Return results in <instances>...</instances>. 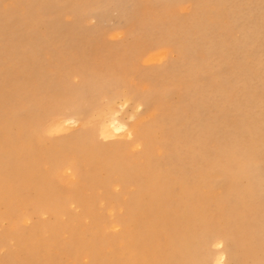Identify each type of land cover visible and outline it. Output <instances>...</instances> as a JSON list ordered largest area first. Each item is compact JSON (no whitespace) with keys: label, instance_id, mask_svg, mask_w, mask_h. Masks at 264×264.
<instances>
[{"label":"bare ground","instance_id":"1","mask_svg":"<svg viewBox=\"0 0 264 264\" xmlns=\"http://www.w3.org/2000/svg\"><path fill=\"white\" fill-rule=\"evenodd\" d=\"M0 1L2 4V0ZM58 1L64 2V0H31L30 1L31 3L28 2L23 3L26 7H30L28 8L29 11L21 10V6H23L22 3L19 5H16L15 3H13L12 5L9 4L8 8L5 9L7 12L0 11V108L1 109L6 108L9 102L15 97L17 98L20 97L21 100L22 98L26 100V105L25 104L24 105L27 106V109L26 108L23 109L25 111L20 112L22 108L19 109V107L15 106L17 101L12 100L15 102L14 104L12 103L10 107L14 105V107H17L19 109V111L17 108H15L17 113L15 112L16 114L14 113L11 115L12 117L10 116L11 118L9 119L10 126L8 127L9 130L8 134H2L0 136V145L6 146V149L3 151V156L0 159V186H1L0 197L2 194L4 196L9 191H11L13 194H16L20 192L22 188L25 189L32 188L33 186L32 184L24 182V176L30 175L31 174L30 171L32 172V170H34L37 167V164L26 165L23 164V161L25 160L27 162L26 159L28 158L29 162H32L30 156L34 155L35 149L39 145L40 141H38L37 135H39L40 132L43 131L46 134L66 135L69 134V132L72 129H74L75 126L80 125L83 122L81 121V119L72 118V115L75 114L74 111L71 112L69 111V113L66 112L68 113V115L65 116H61L60 114H58L59 116L52 115L49 109L46 108V104L42 103L43 93H48L53 89V87L55 90H57L58 85L61 83L59 79H56L58 77L57 75L59 74L56 75V78L49 76L50 74L49 70L52 71L50 68L54 67V65H56L57 62H59L58 64L61 67L56 68L59 70L62 68L64 69L69 67L71 68L72 66L76 65L82 71H92L93 64H90L86 61L83 62V59L90 58L87 54L91 55L92 53L93 54L92 56L97 55L95 54L97 52L95 45L98 41L96 40L95 35L99 33L95 34L94 35L95 40H92L91 37L93 36H89V34L87 36L85 34L86 32L88 33V31L81 32L87 30L88 28L85 29L86 27L84 28L83 26L84 30H81L82 28L80 29L81 31L79 30L80 27L79 20L80 17L81 18L83 17V15L80 16L79 18L74 17L73 19L74 21L72 22L74 23V25L71 23L70 26H68V24H65L64 19L63 20L61 19L62 17L65 16L64 14L65 12L63 13L62 11L69 10L68 13L72 14L71 11L73 10L71 8H66V9L61 8L62 11L60 10L59 12L57 10L58 12L56 11L57 13L54 14L57 7H60L56 5ZM163 1L165 2V0ZM166 1L170 3L169 0ZM67 2H69L68 4L71 7L72 3L70 4V1ZM193 2H194L193 4H195V6L198 8L194 12V15L191 17V20L196 21V23H195V27L192 28L191 30V40H189L190 39L188 38L189 36L187 37L190 42L189 45L188 46L185 45L183 49L182 62L177 61L178 63H173L176 60L174 58L175 60L173 59L174 61L172 63H170L169 65L166 64L167 65L166 71L170 72L169 76L172 75V78H179L180 81L189 80L192 82V85L189 88L187 86H181L182 91L180 90L181 93H179L177 97V99L179 100V107L176 108L177 110H175L173 114L170 112V114L172 115L167 118L170 122H165L167 123L168 126V128L165 127L167 131L164 130L166 131L164 132V134L166 135V137H168V140H166L167 142L164 143L163 140H159V141L157 140L160 137V135H164V134L159 133L160 135L158 134L159 135L158 138L156 135L157 138L156 142L158 143L155 142V146L157 144L160 145L161 142L164 143L165 145L163 146V148L165 151V155L162 157L158 155L159 158H157V156L153 154L154 152L152 150L151 159H153V162L151 159H150L151 161L148 159L149 163L150 162L155 163L156 166L153 164L155 167H157V164H160L164 171H167L168 169L171 168L172 170L173 169L175 171L177 170V172L179 171V173H181L182 175L179 178L180 180L178 182L177 189L173 190L174 193L172 191H168L170 190L168 188L166 192V190H164L166 188L160 187L161 184H159V186L155 189L154 192H151L150 190H147L142 187L147 185V182L150 181L148 179V176H146L147 174L146 175L142 174L143 173L142 172L141 173L142 176L139 179L136 178L138 180V183L142 185L141 186L142 188L139 190L138 196L136 197L137 200H135L134 203L141 205L143 207V213L142 214L138 213L135 216L137 209L132 207L129 211V218L143 217L144 219H152L154 217V221H155V219L158 218L159 211L165 210V212L167 213L166 219L162 217L158 219V221L159 222L161 221V223L164 224L169 231H171L175 227L174 225L175 220L172 219V215L174 214V212H176L175 211L176 207L173 205L172 202H170L172 198L169 200L168 196L169 195L172 196L175 194L176 196H179L180 201L185 203L186 207L184 208V213L188 215V218L191 221V224L188 227L190 229L187 228L186 230H183L175 234H169L167 236V239L170 241V243H172L173 248L176 250L173 253L174 257L180 260L179 262H181L182 258L185 261L187 257L190 256L192 259H194L195 256V260L194 262H192V264H224L226 259H228L226 260L228 261L226 262V264H251L249 262V257H250L249 253L245 252L244 250L245 241H246L243 234L244 232H241L239 227H242L240 225H248L249 228L253 231H255V228L259 229L260 231L264 230V171L262 170L263 173L261 172V166L264 164V86H261L258 83V80L260 78H264V0H203L201 2L198 0H193ZM211 2L213 6H211ZM66 3L65 5H67ZM85 3H88L87 6H89L90 1ZM81 4L83 5V3ZM122 4L123 2L121 3V6ZM173 4H175V2ZM117 6L115 8H117ZM118 7H120V5ZM139 7L140 6L138 2H136L135 7H133L134 9L133 17L132 19H130V23L132 22L134 26L140 24V22L143 21L141 15L142 12L139 9ZM83 8L80 9L82 10ZM78 9H76L75 11H77ZM85 9L83 10L85 11ZM90 9H92V7ZM92 10H94V8ZM107 10L108 11L110 10L109 12H111L112 9L108 8ZM107 10H104V12ZM82 11L81 13H83ZM88 13L86 11L85 14L88 15ZM91 13H89V15ZM45 15H50L51 17L47 16V18H45L44 17ZM59 15H61V17ZM69 16L70 15H68V17ZM41 17L45 18L46 21H44ZM109 17L110 16H108V18ZM224 18H226L228 20L227 22H229L228 27H230V29L227 32H222L221 30V27H223L222 20H224ZM106 20L107 19H105V21ZM39 25H42L44 29L40 30ZM98 28L100 29V27ZM101 31H103L102 28ZM107 31L109 32V30ZM238 31L242 33V37L234 38V36L231 35L232 32H238ZM101 36H99V38ZM168 40L170 41V39ZM174 52L177 53L178 52L177 49ZM45 54L46 55L48 54V56L51 57L50 60L52 61L44 62ZM164 55L165 54L163 52L160 54L156 53L153 54L149 60L159 61L162 57H164ZM210 56L217 58V63L215 65L208 64L207 61L209 60V58H211ZM104 57L105 56L100 58L102 59ZM131 58L133 57H130V59ZM99 61L101 62L100 59ZM105 62H107V60H105L103 63ZM160 71L158 70V72ZM96 72H98V70ZM119 73H121V71ZM161 73H163V71H161L159 73V76L157 77H160L162 75ZM90 75L91 74L87 75V77L89 78ZM78 76L80 77L79 74ZM128 76L130 77V75ZM149 76L156 77V74L154 75L149 74ZM87 77L84 78L87 79ZM153 77H151L150 79H152ZM67 79L68 78H66V80ZM146 79H148V77ZM166 79L168 78L166 77ZM165 80H163V83ZM132 81L130 80L131 84ZM156 81H157L156 84H158V80ZM167 82L168 81H166V84L168 85ZM175 82L172 84H175ZM176 83L178 84V82ZM71 84H72L71 87H73V83ZM76 84L74 83V86H76ZM116 84L118 83L116 82ZM134 84L136 85V83ZM169 84L171 85V83ZM244 84L246 89L244 95L246 96L247 99L246 100L247 109L243 111V109H241L238 104L240 98L239 97L233 98V92L234 91H237L238 93L243 92V90L241 91L240 89H243L242 87H244ZM79 85L85 86L86 85L85 79ZM87 85H89V83ZM114 85L115 84L112 85V90ZM154 86L157 87V85ZM159 86L161 85L159 84L158 87ZM105 87L106 86L104 85L103 88ZM67 88L65 89L68 90ZM81 89L84 91V87L80 88L79 90ZM134 89L135 87L133 88V90ZM105 90H107L106 93H108L109 90L108 89ZM126 90L128 89L126 88ZM128 91L129 93H131L130 90ZM153 91H155L154 88ZM157 91H159V89ZM157 91L155 92L157 93ZM86 92L88 93L89 91L86 90ZM167 92L169 91H166V94ZM152 93L153 92H151L150 94L154 95ZM160 94L162 93L160 92ZM146 97L150 98V96H146ZM164 97H162V99H164ZM140 98L137 100L138 102L136 107L141 108V110H144L143 111L144 114L150 116L151 119L153 118L152 124L150 123L152 126L148 125V128H144L145 125L144 127L138 128V125L137 126L135 125L136 116L134 117L133 123L127 124L117 121L114 118V116L107 117L106 119H104L103 114L100 113L98 114V117L94 119V121L96 122L93 121L84 122V123H92L91 125H94L93 126L94 131L89 130L85 132L86 130L85 129L83 131L85 133L78 132L76 134H72V135L70 134V136H67L64 139H62L63 137H61L62 140L59 143L61 147H64L66 149V147L67 148L71 147L73 144L76 145L74 151L73 148L72 150H70L71 148H69L68 150L66 149L67 151L69 150L72 151V153H69L70 156L72 155V158L70 161H68L67 164L69 165L65 167L64 173L62 175L65 184L70 188L65 196L57 197V198L54 197V199L52 198L53 196L56 195H53L52 190L47 194L46 197L45 194H42L40 191L38 193L39 204L37 206L41 205L39 209V212L41 214H44L46 212H53L54 210L58 211V214L64 213L63 211L64 204L66 203H61L60 206V202H66V201H69L67 203L68 205L77 204L80 207H85L87 205V207L91 209L93 206L92 203L90 202L92 201L93 198H91V201H89L90 198L86 200V198L82 195V190L83 189L86 190L85 189L86 186L81 190L80 184H82L81 182L83 181L92 183V186L96 189L97 188L109 189L110 187H114L112 183V179L114 178V176H117L120 179V180L118 179L120 183V184L118 183V185L121 186V190L122 188H126L127 179H125V177L128 174L127 173H126L127 175L125 174L124 164L117 163L115 166L109 165L108 167H104L102 165V162L107 158L110 159L108 153L111 155V152H114L119 147L116 146L117 145L116 143L120 142L119 140L125 139V141H129L131 138L134 139L135 142H138L139 147L140 145L142 147L144 142H146L145 140L144 141L142 140L144 138L146 139L150 137V133H152L153 129L155 130L156 128L155 131H158L157 128L161 124L163 125L162 120L159 119L161 116H158L160 112L157 114L159 118L156 116V110H158L159 105L158 108L153 107L152 102L151 105L149 101L151 98L149 100L147 99V101L145 97H144L145 100ZM96 100L98 99L96 98ZM128 101L130 102V100L126 98L123 101V104L126 105ZM161 101L160 104L163 103L165 104L164 101L163 102ZM155 102L157 101L155 100ZM173 102L174 101H172L171 103ZM90 104L92 107L97 106L96 104L93 106L92 101ZM154 105H157V103ZM89 106L85 105V107H89ZM82 107H84V105ZM169 107L171 108V106ZM60 109H62V107ZM78 109H81V106ZM4 113L6 112L4 111ZM56 113H58V111ZM167 114H165L166 117L168 116ZM4 115L2 116L5 117ZM7 115L9 114H6V116ZM3 120L0 121L2 122V124H4ZM73 133H75V131ZM85 134H91L92 136H94L95 139L100 138L101 140L106 141L108 144L110 142V144L112 145L106 146L104 148L100 146H96V144L94 145L93 143L94 141L92 140L93 139L92 138L90 140V144L89 145L86 144L87 145L86 146L85 144H83V141L87 139ZM178 134H184L186 136L184 137L185 138L184 140L186 141L187 139V143H188L187 145H190L192 148L190 154L187 153L188 156H186V152L180 148ZM48 139L50 138L48 137ZM56 139L54 140L56 141ZM98 140L96 139L97 143H99ZM104 141L101 143L104 144L105 143ZM87 142L89 143V140ZM153 143L152 145H150L151 147L154 146ZM120 148H118V151L120 150ZM127 149L124 148L123 153ZM149 149L151 148L149 147ZM131 150L130 152H132ZM53 152H51L50 154H53ZM93 153H98L99 156H102V158L99 159L98 161H94ZM55 154L59 155L61 153L58 152ZM144 154H146L145 151ZM40 155L42 156L41 153ZM131 155L134 154L131 153ZM142 155L143 154H141L140 156L142 157ZM135 156L137 157L136 154ZM58 157H60V155ZM124 158H126V156ZM128 158L129 157H127L126 160H128ZM138 159L139 158H137V160ZM122 160L125 161L124 159ZM64 161L65 160L61 162ZM180 161L182 162V164H179L178 166V163ZM61 162L60 164H62ZM140 162L141 161L138 162L139 164L138 163L135 164L141 166ZM124 163H126V161ZM94 164H99L102 167L99 173L95 174V172L92 171V174L95 175L89 176V174L87 173L88 168L92 167ZM146 164L147 163H145V165ZM43 165L44 164H42L41 166L43 167ZM46 165H48V163H46ZM64 166L65 165L63 164V167ZM154 166H152V169H156L154 168ZM141 168H139V170ZM146 168L151 169L150 164L149 167L145 166V169ZM130 170H128L129 173ZM157 170L159 173V169H156L155 171L156 176H157ZM134 172L138 173V169L137 170L135 169ZM161 172L159 175H162ZM165 175L167 176V174ZM175 175L173 176L175 177ZM36 176H38V174H36L35 177ZM156 176L154 179L157 180L158 176L157 178ZM177 176L175 177V179H177ZM168 177L169 176H167V178ZM96 179H99L97 184L94 183ZM131 181L132 180H130L129 182ZM164 181L162 182V184H164ZM150 184L153 185V183ZM201 184H205V188H206L205 191L201 190L202 189L200 187ZM147 186L149 187V185ZM48 189H50V187ZM182 189H184L183 193H181ZM129 190L128 191L125 190V191L129 192ZM90 192L93 191L90 190ZM130 192L129 195L132 194ZM121 197L123 199V197L125 196L122 195ZM123 204L124 202H122V205ZM112 205L113 204H111L110 207ZM123 206H125V204ZM113 209L114 208L112 207L110 211ZM165 212L163 213V215L165 214ZM239 218L240 219L242 218V220L239 221L240 223L236 222ZM195 219L197 220V223H199L203 227H206L208 230H209V226L213 227V224H215L214 222H217L216 224L217 226H219L211 229L210 231L212 233L209 231L204 236H202V238L204 237V241L200 243L198 247L196 246L197 244L195 245L191 243V239L193 240V238H195L193 237L195 235V231L193 229ZM230 221L235 222L234 224L235 227H231L230 223H229L230 225L228 224V222ZM114 222L119 223V220L115 217ZM40 228L42 229V227ZM137 229L138 228L133 229L132 232L134 233L133 237L130 238L128 243H125V247H126L125 255L130 258V264H153L152 259L154 258L160 259L162 253L161 251L158 250V247L154 242L157 234L156 229L153 225L145 226V230L143 232L142 237L141 234L138 236L137 231L139 230ZM7 231L8 230H6V232ZM235 231L236 234L233 235ZM34 235H36V233ZM7 238H5L6 239L5 241H7ZM218 239L220 241H218ZM49 241H51V239ZM209 243L213 245L214 248L217 250L215 254L216 256L214 258H212V255H208L205 251L204 252L202 251L204 248H206L205 246ZM3 244L4 243H2V245ZM5 246L4 248H6ZM147 247H149V249L145 251V248ZM183 250H185L186 253H182ZM144 251L146 254H143ZM213 252L215 253V251ZM123 254H118V256L116 255L118 259L117 260L118 264H126L125 262H123L124 261L123 257L125 258ZM141 255L142 258H139ZM186 260L188 262V259ZM15 261H20V260H15ZM179 264H183V263H179Z\"/></svg>","mask_w":264,"mask_h":264},{"label":"rangeland","instance_id":"2","mask_svg":"<svg viewBox=\"0 0 264 264\" xmlns=\"http://www.w3.org/2000/svg\"><path fill=\"white\" fill-rule=\"evenodd\" d=\"M17 1L18 0H2V4L0 1V11L7 12L5 9L8 8L9 4L12 5L13 3H15L16 5H19V4H21V3L23 4L25 2L31 3L30 2L31 0H28V1L27 0H19L18 2ZM67 1H70V4L72 3L71 7L68 4L69 2H67ZM73 1L72 0H64V2L58 1L56 3V5L60 6V7H57L54 14L57 13L58 11L60 12V10L62 11L63 8L64 9L71 8L73 10V11H71L72 14L68 13L69 10L68 11L67 10L62 11L63 13L65 12L64 13L65 16L62 17L61 19L62 20L64 19V23L68 24V26H70L71 24L74 25V23H72L74 21L73 20L74 17L79 18L80 16L83 15V17L82 18L80 17V20H79V24H80L79 30L81 28H82L81 30H84V28L86 27L85 29L88 28L87 30H84V31L80 30V31L81 32L88 31V33L86 32L85 34L87 36H88V34H89V36H93V37H91L92 40H95L94 37L96 36L95 38L98 42L95 45V48L97 49V52L95 54H97V55L92 56L93 55L92 53H91V55L87 54L90 58L89 59L88 58L83 59V62L86 61L90 64H93L92 71H82L76 65L71 67L72 70L70 67L65 68V69L62 68L59 70V69H56V68L61 67L58 64L59 62H57V64L54 65V67L50 68L52 71L49 70V73H50V74L48 73L49 76L56 78V75L59 74V75H57L58 77L56 79H59L61 81V83L59 84L60 86L58 85V87H57L59 90L57 88H56L57 90H55L53 87V89L51 91H49L48 93H43L42 103L46 104V108L49 109V111L52 115L60 114L61 116H65V115H68L69 111L70 112L74 111L75 114L72 115V118L81 119V121H83V122H82V124L75 126V128L72 129L69 132V134H66V135L46 134L43 131L40 132L39 135H37L38 141H40L39 145H38V147H36L34 155L30 156L32 162H29L28 158L26 159L27 162L25 160L23 161V164H26V165H28V164L36 165L37 164V167L34 170H32V172L30 171V173H31L30 175L24 176V182L32 184L33 185L32 188H30V189L22 188L20 190V192H18L16 194H13L11 191H9L4 196H3V194L1 195V197H0V239H1L0 240V256L2 259L0 258L1 259L0 263L3 264L5 262L4 264H8V263L9 264H12V263L13 264H19V263L20 264H73V263L74 264H118V261H117L118 260L117 259L118 254L124 253L123 255L125 256V258L123 257V259H124L123 262H125L126 264H130V258L125 255L126 254L125 243H128L130 238L133 237V234H134V233H132L133 229L138 228L137 229V230H139V231H137L138 236L141 234V237H142L143 232L145 230V226L153 225L155 227L156 233H157L154 242L156 243L158 250L161 251L162 253H161L160 259L154 258V259H152V263L153 264H179V263L192 264V262H194V260H195V256H194V259H192L190 256L187 257L186 259H188V262L186 259L184 261L183 258H182L181 262H179L180 260L175 258L174 254H173L176 250L173 248L172 243H170V241L167 239V236L169 234H175V233L181 232L183 230H186L191 224V221L189 220L188 215H186L184 213V208L186 207V205L184 202L180 201L179 196H176L175 194L172 196L171 195L168 196L169 200L172 198L170 202H172L173 205L176 207V210H175L176 212H174V214L172 215V219L175 220V223H174L175 227L171 231H169L168 228L164 224L161 223V221L160 222L158 221V219H160L162 217L164 219H166L167 213L165 212V210L159 211L158 218L155 219V221H154V217L152 219H144L143 217L129 218V211L132 207H134L137 209L135 216L138 213H141V214L143 213V207L141 205L134 203V201L137 200L136 197L138 196L139 190L142 187L147 189V190H150L151 192H154L155 189L159 186V184H161L160 187L166 188V189H164V190H166V192L168 189H170L168 191H172L174 193L173 190L177 189V185H178V182L180 180L179 178L182 175L181 173H179V171L177 172V170L175 171L174 169L172 170L171 168L168 169L167 171H164L160 164H157V167H155L156 166L155 163H151V162L149 163V160L152 158V152H151L152 150L154 152L153 154H155V156H157V158H159L158 155L161 157L165 155V151H164L163 146L165 145L164 143L167 142L166 140H168V137H166V135L164 134V132L167 131L166 128H168L167 123H165V122H170L167 118L170 117L175 112V110H177L176 109L177 107H179V100L177 99V97H178L179 93H181V91H182L181 86H187L189 88L192 85V82L189 80L180 81L179 78H172V75L169 76L170 72L166 71L167 70L166 67H167V65L172 63L175 59L176 60L173 63L182 62L183 49H184L185 45L186 46L189 45V42H190L189 40H191V30H192V28L195 27V23H196V21L191 20V17L194 15V12L196 11V9L198 7H196L195 4H193L194 3L193 0H189V1L188 0H175V1L169 0L170 3L166 0H165V2L163 0H142V1H140V0L139 1H137V0H120V1L117 0L119 2H117L116 0H114V1L112 0V2H111V0H103L105 2L100 1V0L99 1L98 0H82V2H81V0H78V1L73 0ZM88 1H90L89 6H87L88 3H85ZM121 1L123 2V4H122L123 7L121 6V3H122ZM198 1L201 2L203 0H198ZM4 2H6V3H4ZM78 2L80 4L83 3V5L81 4V6H80V4ZM136 2H138L139 6H140L139 9L142 12L141 15H142L143 21L140 22V24L135 25L136 26L135 27L132 24V22L130 23V19H132V17H133V13H134L133 7H135ZM174 2H175V4H173ZM200 2H199V4H200ZM65 3L67 5H65ZM167 3H169V4H167ZM61 4H64V5H61ZM74 5H76V6H74ZM77 5H78V7H77ZM98 5H99V7H98ZM100 5H102V6H100ZM117 5L118 6L120 5V7H118ZM1 6L3 7V9ZM24 6H25L24 4H23V6H21V10L22 11H29L28 8H30V7H26V6L24 7ZM116 6H117V8H115ZM211 6H213L212 2H211ZM79 7L80 8L84 7L83 9H85V8L86 9H85V11L82 9L83 10L82 11ZM91 7H92V9L94 8V10L90 9ZM108 8L112 9L111 12H109L110 10L109 11L107 10ZM124 8H125V10H124ZM76 9H78V10L75 11ZM99 10L100 11L102 10V11L100 12ZM104 10H107V11L104 12ZM78 11L80 13L82 11L83 13L80 14ZM86 11H87V13L88 12L89 13L92 12V13L90 15L88 13V15H87V14H85ZM120 12L122 14L123 13H125V14L122 15ZM127 12H128V14H127ZM68 15H70V16L68 17ZM47 16L51 17L50 15H45L44 17L47 18ZM59 16L61 17V15H59ZM108 16H110V17L108 18ZM41 18L44 21H46L45 18H43V17H41ZM105 19H107V20L105 21ZM126 21H128V22H126ZM227 21L228 20L226 18H224V20H222V26H223V27H221L222 32H227L230 29V27H228L229 22H227ZM163 23H165L166 25ZM83 26H84V28H83ZM97 26L100 27V29ZM130 27H131V29H130ZM101 28L103 31H101ZM39 29L43 30L44 27L42 25H39ZM106 29L109 30V32ZM89 31H90V33H89ZM91 31H93V32H91ZM97 33H99V34H97ZM95 34H97V35H95ZM237 34H238V36H237ZM231 35H233L234 38H237V37L241 38L242 37V33L240 31L232 32ZM99 36H101V37L99 38ZM182 37L186 40H184ZM187 37L190 39L188 40ZM102 39H104V40H102ZM168 39H170V41ZM166 44H167V46H166ZM171 46L173 47V49ZM104 49H105V51H104ZM176 49L178 51L177 53L174 52V51H176ZM162 52L165 55L159 61L158 60L157 61L149 60L153 54H156V53L160 54ZM101 54H104V55H101ZM105 54H108V55H105ZM99 56L100 57L105 56V57L101 59ZM130 57H133V58L130 59ZM179 57L181 60L179 59ZM94 58H96V59H94ZM50 59H51V57L48 56V54L47 55L45 54L44 62L52 61ZM99 59L101 60V62L99 61ZM104 59L107 60V62L103 63L105 61ZM61 62H64V61H61ZM207 62H208V64L215 65L217 63V58L211 57V58H209V60ZM100 63H103V64H100ZM98 65H101V66H98ZM56 70H58V71H56ZM74 70H77V71H74ZM97 70H98V72H96ZM158 70L159 71L161 70L164 73V74L161 73L162 75L160 77H157V76H159V73L161 72V71L158 72ZM120 71H121V73H119ZM156 71H157V73H156ZM123 73L125 76L123 75ZM78 74L80 75V77L78 76ZM89 74H91V75L88 78L87 75H89ZM132 74L134 75V77ZM149 74L150 75L156 74V77L155 76L154 77L149 76ZM128 75H130V77ZM126 76H128L129 78ZM145 76H146V78L148 77V79H146ZM59 77H61V78H59ZM64 77L68 78L69 80L67 79L68 80L67 81L66 78H64ZM84 77H87V79ZM124 77H126V78H124ZM136 77H138V78H136ZM151 77H153L154 79L153 78L150 79ZM166 77L168 79H166ZM139 78H140L141 82L139 81ZM158 78H160V79H158ZM84 79L86 81V85L80 86L79 84H81ZM112 79H113V81H112ZM162 79L163 80L166 79L164 81L165 84L163 83ZM130 80L131 81L133 80L134 83H136V85L133 83V81L131 84ZM156 80H158V84H156V82H157ZM66 81H67V83H66ZM160 81L163 83V85ZM166 81H168L167 82L168 85L166 84ZM175 81L178 82V84ZM70 82L73 83V87H71L72 84ZM116 82L118 84H116ZM121 82L123 85L121 84ZM174 82H175V84H172ZM74 83L75 84L77 83L76 86H74ZM88 83H89V85H87ZM169 83H171V85ZM258 83L261 86H264V78H260L258 80ZM113 84H115V85H114L113 90H112ZM159 84L161 85V86H159L160 88L158 87ZM104 85L107 88L106 87L103 88ZM154 85H157V87ZM108 86H109V88H108ZM115 86H116V88L117 87H119V88L116 89ZM124 86H125V88H124ZM82 87H84V91L82 89L79 90ZM134 87L137 91L135 89L133 90ZM138 87H139V89H138ZM65 88H67L68 90H66ZM126 88L128 90H130L131 93H129V91L126 90ZM153 88L155 91H157L159 89V91H157L158 94L155 91H153ZM242 88L243 89H240L241 91L243 90V92H241V93L240 92L238 93L237 91L233 92V98H237V97L240 98V101H238V104H239V107L241 109H243V111H244L247 109L246 108V100L247 99H246V96L244 95V93L246 91L245 84H244V87H242ZM70 89L71 90L73 89V90L71 91ZM105 89L109 90L108 93H106L107 90H105ZM131 89H132V91H131ZM143 89H144V91H143ZM86 90H88L90 93L89 92L87 93ZM102 90H103V93H102ZM166 91H169V92H167V94H166ZM84 92H86V93H84ZM119 92H121V93H119ZM151 92H153L152 94H154V95H151L150 94ZM160 92L162 94H160ZM99 93H100V95H99ZM96 94H97V96H96ZM110 94H112V95H110ZM113 94H115L117 97ZM126 94H128V95H126ZM139 94L141 96L144 94L143 96L146 98V101H147V99L149 100L151 98L152 100L150 99L149 101H150V104L152 102L153 107L158 108V105H159L158 110H156V116L160 112L161 115L158 114V116H161V117L160 118L158 116L157 117L160 120H162V123L164 126L161 124L157 128L158 131H155L156 128H155V130L153 129L152 133H150V137L146 138L147 140L145 138L142 140V141H144V140L146 141V142H144L142 147H141V145L139 147L138 142H135V140L131 139V138H130L131 141L130 140L125 141V139L119 140L120 142L116 143L117 144L116 146H119L118 148L121 147L120 150L118 151V148H117L114 152H111V155L108 153L110 159L107 158L106 160H104L102 162V165L104 167H108L109 165L115 166L117 163L124 164V167L126 168V169L124 168L125 174L126 173L128 174V175L126 174L127 176L125 177V179H127L126 188L128 187L130 190L128 188L127 189L122 188V190H121V186L118 185L120 179H119V177L114 176V175H113L114 178L112 176V178H113L112 183H113L114 187H110L109 189H100V188L96 189L92 186V183L83 181V182H81L82 184H80L81 190H82V188H85V186H86V188H85L86 190H84V189L82 190V195L86 198V200H88L90 198L89 201H91V198H93L92 201H94V202H92V201L90 202V203H92V206H93L91 209H89L87 207V205L85 207H80L77 204H75L76 206L74 204L68 205L67 203L69 201H66V202H60V206H61V203H66V204H64V210H63L64 213L58 214V211L54 210L53 212H46L44 214H41L39 212L41 205L37 206L39 204L38 193L40 191L42 194H45V197H46L47 194L52 190L53 195H56V196H53L52 199H54V197L57 198V197L65 196L66 193H68L69 188H70L65 184L62 175L64 173L65 167L67 165H69V164H67L68 161H70L72 158V155L71 156L69 155V153H72V151H70V150H72V148H73V151H74V148L76 145L73 144L72 145L73 147L71 145H70L71 147H68V148L66 147L67 150L69 148H71L69 151H67L64 147H61L59 145L60 141L62 139H64L65 137L70 136V134L72 135V134H76L78 132H83L85 129H86L85 132L89 131V130L94 131V127H93L94 125H91L92 123H84V122H90V121L96 122V121H94V119H96L98 117V114H100V113L103 114L104 119H106L107 117L114 116V118L117 121L127 123V124L133 123L134 117L136 116V118H135L136 124L135 125L136 126L138 125V128L144 127V125H145L144 128H148V125L152 126L151 124L153 122V118L151 119L150 116H147L144 114V112H143L144 110H141V108L136 107L137 102H138L137 100L141 97ZM159 94H160V97H159ZM90 95H92V96H90ZM166 95H167V97H166ZM94 96H95V98H94ZM143 96L141 97L142 99H144ZM146 96H150V98L146 97ZM85 97H87V98H85ZM114 97H116V98H114ZM156 97L158 100L156 99ZM162 97H164V99H162ZM19 98L20 97H18V98L15 97L12 100L17 101L16 104H18V105L15 104V106L19 107V109L22 108L21 109L22 111L20 110V112H23V111H25L23 109H25V108L27 109V106H25L26 100H24L23 98L21 100V98L20 99ZM89 98H91V99H89ZM96 98L98 100H96ZM126 98L128 100H130V102L128 101L126 103V105H124L123 101ZM166 98L168 99V101ZM12 100L8 104L9 108H8V106L6 108H3V109L0 108V113L2 115L5 114L4 115L5 117H3L0 114V116H1L0 121H2L4 119L3 120L4 124H2V122H0V136L2 134H8V131H9L8 127L10 126L9 119L12 117L11 115L16 112L15 108H17V107H14V105H12L10 107V105L12 103L14 104V102H15ZM155 100L157 102H155ZM24 101H25V103H24ZM80 101L82 104L80 103ZM87 101H89V102H87ZM91 101H92L93 106L95 104L97 106L92 107L90 104ZM153 101H154V103H153ZM160 101L161 102L164 101L165 104L164 103L160 104ZM172 101H174V102L171 103ZM94 102H96V103H94ZM134 102H136V103H134ZM88 103L90 106L88 105ZM120 103H122V104H120ZM156 103H157V105H154ZM169 103H171V104H169ZM168 104H169V106H171V108L168 106ZM174 104H175V106H174ZM83 105H84V107H82ZM85 105L89 106L90 108L85 107ZM80 106H81V109H78ZM61 107H62V109H60ZM69 108H70V110H69ZM19 109H18V111H19ZM1 111L3 113L5 111L6 113L3 114ZM57 111H58V113H56ZM62 112L65 114H63ZM66 112H68V113H66ZM170 112L172 114H170ZM6 114H9V115L6 116ZM165 114H167L168 116L166 117ZM2 117H3V119H2ZM5 118L7 121L5 120ZM148 121H149V124H148ZM164 130H166V131H164ZM74 131H75V133H73ZM85 132H83V133H85ZM155 132H157V133H155ZM159 133L160 134L162 133L164 135H160ZM41 134H42V136H41ZM158 134L160 135V137ZM85 135L87 138L85 141H83V144H85V145L86 144L89 145L90 140L92 138H93L92 140L94 141L93 143H94V145L96 144V146H100V147L104 148L106 146L112 145V144H110V142L108 144L106 141L101 140L100 138H96L97 140L99 139L98 140L99 143H97L94 136H92L91 134H85ZM87 135L90 137H88ZM156 135H157V138L159 137L158 139L156 138ZM45 137L47 140L45 139ZM48 137L50 139H48ZM61 137H63V138L61 139ZM184 137H186L184 134H178V140H179L180 148L183 151H185L186 156H188V154H190V152L192 151V148L190 145H187L188 144L187 139L185 141ZM54 139H56V141ZM156 139L158 141L163 140L164 143L161 142L162 145L157 144L155 146ZM88 140H89V143L87 142ZM182 140H184V141H182ZM103 141L105 142L104 144L101 143ZM153 141H154V143H153ZM57 142H58V144H57ZM125 142H127V143H125ZM180 142H182L183 145ZM124 143L127 145H125ZM152 143L155 147L150 146V145H152ZM156 143H158V142H156ZM183 146H185V147H183ZM149 147L151 149H149ZM153 147H154V149H153ZM124 148L125 149L128 148L127 150H125V152L127 151L126 155H125V152L123 153ZM5 149H6V146L0 145V159L3 156V151ZM130 150L132 152H130ZM144 151L146 154H144ZM39 152L42 154V156L40 155ZM51 152H53V154H50ZM58 152L62 154V155L59 154L60 157H58L59 156L58 154H55ZM131 153L134 155H131ZM139 153H140V155L141 154L144 155V156L142 155V157L144 159L139 155ZM112 154H113V156H112ZM135 154L137 155V157L135 156ZM108 155H107V157H108ZM55 156L59 160H57ZM125 156H126V158L129 157L128 160H126V158H124ZM111 157L113 160L111 159ZM93 158H94V161H98L99 159L102 158V156H99L98 153H93ZM119 158H121V159H119ZM137 158H139V159L137 160ZM140 158H142V159H140ZM122 159H124L126 161V163H124L125 161H123ZM60 160L61 161L65 160V161L61 162ZM147 160H148V162H147ZM151 160L153 162V159H151ZM139 161H141L140 162L141 166L136 165ZM40 162L41 163L43 162L42 164H44L45 166L43 165V167H42L41 166L42 164ZM60 162L62 164H60ZM46 163H48V165H46ZM145 163H147V164L145 165ZM63 164L65 165L64 167H63ZM149 164H150L151 169H149V168L145 169V166L149 167ZM179 164H182V162L180 161L178 163V166H179ZM152 166H154V168H156V169H159V173L157 170V176L160 174L161 171H162L161 172L162 175H159L157 178L156 172H155L156 169H152ZM101 167L102 166L99 164H94L92 167L88 168L87 173L89 174V176H94L95 174L99 173ZM139 168H141V169L139 170ZM127 169L128 170L131 169L130 173L128 172ZM133 169H134V171H135V169L136 170L138 169V173L134 172ZM47 170L49 173L47 172ZM152 170H153V172H152ZM262 170L264 171V164L261 166V172H262ZM92 171H94L95 174H92ZM163 172L165 174H167V176H169V177L167 178V176ZM171 172H172V174H171ZM141 173L145 174V175L147 174L146 176H148V179L150 180V181H148L149 184L147 182V185H149V187L147 185L142 186L138 183L137 179H139L142 176ZM36 174H38V176L35 177ZM135 174H136V177H135ZM177 174H178V176H177ZM150 175H152L153 178ZM154 175L156 176L157 180L154 179L155 178ZM173 175H175V177L177 176V179H175V177ZM149 176H150V178H149ZM129 177H131V178H129ZM133 177H135V178H133ZM133 179H135V180H133ZM130 180H132L131 182H133V183L129 182ZM155 180H156V182L157 181L158 182L156 183ZM98 181H99V179H96V181L94 183L97 184ZM163 181H164V184H162ZM114 183H115V185H114ZM150 183H153V185ZM171 183H172V185H171ZM166 184H167V186H166ZM45 185H48V186H45ZM150 185H152V186H150ZM202 185H204V186H202ZM47 187L48 188L50 187V189H48ZM169 187H171V188H169ZM200 187L202 188L201 189L202 191H205V189H206L205 184H201ZM0 188H1V186H0ZM90 190L93 192H90ZM125 190L126 191L129 190V192L131 191L130 193H132V194L129 195V192H126ZM183 192H184V189L181 190V193H183ZM117 194H118V196H117ZM126 194H128L129 196ZM122 195L125 196V197H123L124 200L121 197ZM42 199H45V198H42ZM174 199L175 200L179 199V200H177L178 201L177 202ZM127 200H128V202H127ZM122 202H124L125 206H123L124 204L122 205ZM130 202H131V204H130ZM111 204H113V205L110 207ZM122 206H123V208H122ZM31 207H33V208H31ZM112 207L114 209L110 211V209ZM34 208H35V210H34ZM164 212H165V214L163 215ZM22 213H25L26 215L22 214ZM40 214H41V216H40ZM18 215L19 216L21 215V216L19 217ZM114 216L119 220V223L114 222V218H115ZM16 220H17V222H16ZM241 220H242V218L241 219L239 218L236 222L240 223L239 221H241ZM125 221H127V222H125ZM214 223L215 224H213V227L209 226V230H208L206 227H203L199 223H197V220L195 219L194 220V227H193V229L195 231V235L193 237H195V238L192 237L193 240L191 239V243H193L195 245L197 244L196 246L198 247V245L204 241V237L202 238V236H204L211 229H213L215 227H219L216 224L217 222H214ZM61 224H62V226H61ZM228 224L231 227H235L234 221H230V222H228ZM240 226H242V227H239V229L241 232H244L243 234H244V237L246 240L244 250H245V252H248L250 255L249 262L251 264H264V230L260 231L259 229L255 228V231H253L249 228L248 225H240ZM40 227H42V229ZM43 228H45V229H43ZM188 229H190V228H188ZM6 230H8V231L6 232ZM220 231H221V229H220ZM35 233H36V235H34ZM43 234H45V235H43ZM234 234H236V231L233 233V235ZM7 236H8V238H7ZM5 238H7V241H5L6 240ZM50 239H51V241H49ZM196 239H198V240H196ZM218 241H220V240L218 239ZM2 243H4V244L2 245ZM4 246L7 249L4 248ZM180 246H182V245H180ZM149 247L145 248V251L148 250ZM205 247L206 248H204L202 251L203 252L205 251L208 255H212V258H214L216 256L215 254L217 251L214 248V246L209 243ZM145 251L143 252V254H146ZM213 251H215V253ZM115 253H117V254H115ZM182 253H186L185 250H183ZM176 257H177V254H176ZM139 258H142V255ZM85 259H87V260H85ZM15 260H20V261H15ZM226 260H228V259H226ZM226 260H225L224 264H226V262H228Z\"/></svg>","mask_w":264,"mask_h":264}]
</instances>
